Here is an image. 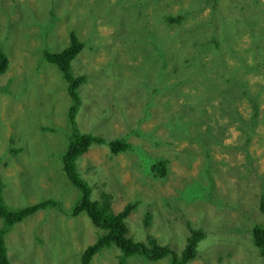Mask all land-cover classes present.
<instances>
[{"label": "rangeland", "instance_id": "1", "mask_svg": "<svg viewBox=\"0 0 264 264\" xmlns=\"http://www.w3.org/2000/svg\"><path fill=\"white\" fill-rule=\"evenodd\" d=\"M135 2L94 0L96 6L104 9L106 17H97V38L91 30L87 12L79 14L86 5L79 0L72 5H68L67 0H0V38L9 27L11 40L27 8L42 3L54 7L50 16L57 19L53 31L48 33L23 23L31 26L34 45L41 41L40 32H43L49 38L46 39L49 45L55 47L52 52L57 51L56 48L62 50L70 44L72 30H76L85 42L84 50L72 63L73 74L87 78L79 89L84 102L76 123L81 133L91 132L106 138L126 134L136 127V119L149 105L148 94L140 84L144 79L141 69L144 64L141 65L140 60L143 53L136 49L137 40L132 41L122 32L125 25L129 26L127 18L132 15V9L128 15L121 10L129 9L127 6H134ZM152 2L160 9L150 7L151 14L143 13V28L139 35L152 34L156 50L161 47L167 55L166 69L179 70L184 79L192 76L184 93H172L165 99H170L171 112L183 111L186 119L196 120L198 110H203L199 113L198 125H192L190 130L194 133L211 123L209 143L205 147L197 137L188 146L186 142L191 137L186 125L177 130L159 125L165 121L166 112L161 110L165 108L164 103H157L153 116L145 119L140 128L168 141L164 146H156L150 135L145 141H140L135 134L129 135L133 147L116 158L107 146L94 144L79 159L78 170L90 183L93 200L102 197L99 185L106 193L113 194L108 201L115 213L123 211L128 204L133 205L134 211L127 218L128 236L141 243L147 255L129 256L126 264H264V256L253 244L251 231L253 224L264 223L258 199L264 188V180L258 178L264 175V89L261 91L256 86L258 82H264V0ZM181 9L190 12L184 22L169 26L164 20L158 21L164 17L163 12L179 20ZM8 34L7 29L4 38H8ZM112 34L119 36L118 39L111 38ZM108 36V43L114 42L120 47L117 48L119 53L103 42ZM122 36L127 39L121 40ZM134 37L138 38V35L134 34ZM214 37L221 43L220 47L213 41ZM24 45L22 48L27 50ZM255 47L260 56L255 54ZM234 55L244 61L235 59ZM9 58L7 71L0 74V178L3 183L12 185L13 197L5 194L9 211H14L13 205L17 203H22L19 206L33 205L49 199L60 205L37 210L26 219L30 222L26 224L24 236L18 234L14 238L21 225L16 226L7 240L9 256L13 264L24 261L30 264H82L83 252L97 241L103 229L85 212L73 215L71 211L82 192L76 186L75 189L72 187L62 168L64 146L70 142L68 134L71 133L66 117L72 103L67 82L60 79L62 74L56 67L47 62L41 64L29 51L16 54L10 50ZM202 60L215 64H224L226 60L230 67L243 62L261 65L259 72L248 74L243 69L242 73L251 91L259 93L255 96L259 100L257 125L249 133V124L241 123L235 112L244 120H250L255 111L250 99L255 97L245 98L239 94L234 102L227 104L233 110L222 111L219 98L202 100L201 107H197L200 98L194 97L192 92L199 93L198 88L206 87L201 81L209 71ZM37 65L40 73L36 70ZM160 66L156 59L148 68L146 84L150 93L154 91L153 79L156 78L158 82L161 78L162 84H159L166 87L164 92L169 91L168 71ZM29 71L33 74L29 80L20 76ZM150 72L153 74H148ZM157 73L167 77H157ZM211 77L214 78L209 75L208 85ZM116 102H127L130 106L111 122L98 121L102 113L94 114L95 109L103 110L111 105L113 108ZM189 102L192 108H184ZM214 109L216 115L212 114ZM141 149H146V154L155 161H167L165 175L151 169L150 159ZM161 150L163 152L159 154ZM9 151L15 159V175L10 161L6 160L11 156ZM208 161L213 163L209 169L205 166ZM21 170L22 175H16ZM196 182L205 186V196L190 199L187 190ZM212 183L218 198L207 199ZM241 197L243 204L238 203ZM252 199H256L254 203ZM169 202L174 204L173 208ZM195 231L204 235L195 239L197 242L191 247L193 257H190L188 239ZM49 255L52 257L48 260ZM122 255L121 249L112 245L96 254L91 264H119Z\"/></svg>", "mask_w": 264, "mask_h": 264}, {"label": "trees", "instance_id": "2", "mask_svg": "<svg viewBox=\"0 0 264 264\" xmlns=\"http://www.w3.org/2000/svg\"><path fill=\"white\" fill-rule=\"evenodd\" d=\"M154 1H161V0H154ZM166 3L169 2V0H165ZM122 4V2H120ZM168 5H172L169 3ZM129 9H123L122 12L128 13L130 12V9H132V15L128 16V24L129 26L125 25V27L122 29L123 35H127L130 37L132 41L137 40L136 49L139 51H142L143 55L141 60V65L143 62V67H141L143 71V81H140V84L142 85V89L146 91L148 94L147 103L149 104L148 107L144 108L142 110V116H139L136 121V127L130 128L129 131L126 134L118 135L115 138H106L101 135H96L93 133H81L79 128L77 127L76 123V117L77 114L81 110V106L83 105L84 100L81 98V95L79 93L80 87L87 81V78L84 75L75 76L73 74L72 69V63L75 60V58L78 56V54L84 49L85 44L82 42L79 37L76 36L75 33H72L71 35V43L69 46L64 47V49L61 50L56 48L57 51L52 52L51 50L55 47L53 45H49L46 39H49L46 34L43 32H40V35H42L41 41L34 45L32 43L33 39L35 38V35L31 32L30 27L31 26H25L23 24H19L17 33L13 35L12 39L10 40L11 36V29L9 27H6L4 30V35L0 38V74H3L7 71L9 67V54L10 50L14 51L16 54L23 51H29L37 56L36 60H39L41 64L44 62H47L54 67H56L59 72L62 74L60 75V79L65 83L67 82V89L69 91L70 97L72 98V103L69 108L68 113V124L71 129V133L68 134L69 140H70V146L68 149V152L65 156H62V163L64 170L66 171V176L70 178L73 185L79 188L81 190V198L77 201V203L72 205V213L73 215H78L79 213L85 212L88 217L92 220V222L102 228L105 232H103L102 235L98 237V240L93 243L92 245H89L85 251L82 254V264H91V260L96 254H100L101 251L104 248L110 247L112 245L117 246L121 249L124 255H122V259L119 264H126V259L129 258V256L136 255V254H142L144 257H146V253L142 252V244L141 243H135L131 239H129L126 234L128 232V227L125 221H127V218L131 213L134 211L131 205H127L125 209L119 213H113L109 212L107 209H105L106 205H110L108 199H110L113 194L110 193L108 195H105L106 192L104 188L100 187L97 183V187L102 190L100 194L102 195L100 200H93L92 199V187L81 177V175L78 173L76 169V161L77 159L82 156L91 145L97 144V145H104L109 147V150L111 152H118L119 150H127L132 148V144L128 141L129 135H137L139 140H146V137L150 135L151 140L155 143L156 146H164L166 142L160 135L156 134H147L145 133L143 129L140 128L142 122L145 119H150L153 116V109L157 108V103H164L165 108L161 109L162 111H165L166 114L163 116L165 121H162L159 123V125H164L170 129H181L184 128L185 125L187 126L188 133L191 137V139L187 142L189 144H193L195 142V138L200 137L203 141L205 147L209 143L210 136L208 135V132L212 129L211 123H206L205 129H197L194 133L190 130V127L192 125H198V122L201 120V115L199 113L203 112V110H198V118L196 120L186 119L184 118L185 113L183 111L179 112H171L169 109L170 99H165L166 97H169L172 95V93H184L186 85L191 82L192 76H187L186 79H184L180 73L179 70H168L166 67L168 66L169 62L167 61L165 55V51L161 47H157V50L155 48L152 34H140L143 24H142V18L143 13H149L151 14V8L154 7L155 10L160 9V6L158 4L153 3L152 0H136L134 6L128 5ZM137 7V8H135ZM151 7V8H150ZM181 16L177 20L176 18H173L170 14L164 13V17H160L158 20L159 22L161 20H164L166 25L172 26L174 24H179L180 22H184V20L188 17L189 11L185 9H181ZM33 17V13L30 12L27 19H31ZM56 20H52L50 22L45 23L44 25L40 26L39 28L42 29V31H45L48 33L49 31H53L55 26ZM133 22V23H132ZM7 29L9 30L8 38H4L7 34ZM119 34V32H118ZM134 34L138 35V38L134 37ZM155 35V33H154ZM119 37V36H118ZM117 35L112 34L111 38L118 39ZM123 40V36L120 38ZM213 41L216 43L218 47H220L221 43L217 41V38H213ZM119 42V41H117ZM6 44V45H5ZM27 46V50H24L22 47ZM127 45H131L127 43ZM107 46L111 48V50L119 53L117 48H120L116 45V43H108ZM159 48V49H158ZM255 49V54L259 55L258 50ZM253 49V50H254ZM61 50V51H60ZM235 54L236 51H233ZM169 54L171 52L169 51ZM114 57H116L115 54H113ZM159 55V57H158ZM27 58V57H26ZM25 58V59H26ZM235 59H238L239 61H244V59L240 58L239 55H234ZM158 59L161 63V69H164L168 71V78L171 82L169 91L164 92L166 89L165 86H160L161 78L159 82L157 81V78L153 81V93H150L147 89L146 81L148 78L146 77L147 72H149L148 68L150 65ZM204 63L207 64L209 71H206L207 75L203 76V79L201 81V84H206V87L198 88L196 92H192V95L194 97L200 98L198 101L197 107L199 106L200 102L202 100L210 99L215 100L216 98H219L220 100V108L223 110H233L231 107H228V102H234L238 95L240 94L242 97L245 98H253L255 96H258L259 93H253L251 91V87L249 85V82L246 80V77L242 74L244 73L243 69L249 74L252 72H259L261 69V65L257 64L258 62H255L254 64H248V63H240L236 64L234 66H228L227 61L224 60V64H215V63H208V61L202 60ZM134 67V66H133ZM127 68V67H126ZM130 68V67H129ZM128 69V68H127ZM37 72L40 73V67L37 65L36 68ZM135 70V69H134ZM207 70V69H205ZM192 71V70H191ZM196 71V70H194ZM36 74V75H39ZM153 74V72H150L148 74ZM157 77L165 78L166 75H161L160 73ZM191 75V74H190ZM209 75L213 76L211 77L212 81L210 80L209 85L207 83ZM22 78H26L29 80L33 74L29 73L27 75H20ZM264 76V75H263ZM153 78V77H152ZM264 78V77H263ZM193 81H196L195 78H193ZM222 81H221V80ZM65 80V81H64ZM29 86V85H27ZM256 86L261 89V91L264 89V82H258ZM10 89V88H9ZM260 91V92H261ZM157 94V96H152ZM154 97V99H153ZM128 101L129 98H126ZM118 101V100H117ZM250 101L253 104V108L255 111L252 113V117L250 120H244L240 114L236 113V116L239 117V121L243 124H249V130L254 129L257 125V119L256 116L258 114L259 109V100L255 97L253 100L250 99ZM116 105L112 108L113 105H111L109 108L100 110L98 108L95 109L94 114L102 113L100 116V119L98 121H107L111 122L113 118H118L119 113L124 112L127 108V106H130L129 103L125 104H119V102L115 103ZM226 105V106H225ZM191 107L190 102L184 105V108ZM221 111V110H220ZM219 111V112H220ZM235 111V110H234ZM216 109L212 111L213 115L215 114ZM124 114V113H123ZM197 115H194V117ZM97 122V121H96ZM110 129H112V126L110 125ZM249 135V134H248ZM142 150V149H141ZM144 150V151H143ZM142 151L144 155L146 154V149H143ZM163 152L160 151L159 154ZM146 158L150 159L148 161V164H151V169L160 171L162 174H166L167 172V161L166 160H157L151 159L150 155H147ZM146 162V160H145ZM205 166L209 169L213 166V163L211 161H208L205 163ZM207 169V170H208ZM259 179L264 180V175L258 176ZM3 182L0 179V219L2 220V226L0 227V264H13L12 259L8 256V250H6L5 246V236L7 232L13 231L14 225L16 223H20L24 221L28 216L34 214L37 210L45 209V208H51L50 205H53L54 207H57L59 205L58 202H55L52 199L44 200L42 202L33 204V205H23L21 208L14 209V211H9V208L6 207L3 203V195H2V189H3ZM191 189H197L191 190ZM211 193L209 196H207V199H216L218 198L216 194V190H214L213 183L210 187ZM205 186L199 182L194 183L188 190H187V196L190 199L199 198L202 196H205L204 194ZM264 191V188H262L260 193V196H258L259 201V211L261 214L264 215V193L261 194ZM243 197L240 198L239 204H243ZM256 199H252L251 202L254 203ZM171 205V203L169 202ZM222 204V202H220ZM60 206V205H59ZM172 208L174 206L171 205ZM153 208V207H152ZM76 211V212H75ZM252 234H253V244L259 249V252L262 256H264V223H257L253 224L251 228ZM204 234H202L200 231H195L193 235L189 237L188 243L189 245V251H187L188 255L190 257H193V252L191 250L192 244L194 242H197L195 239H200ZM194 251V250H193Z\"/></svg>", "mask_w": 264, "mask_h": 264}, {"label": "clouds", "instance_id": "3", "mask_svg": "<svg viewBox=\"0 0 264 264\" xmlns=\"http://www.w3.org/2000/svg\"><path fill=\"white\" fill-rule=\"evenodd\" d=\"M77 1V0H76ZM75 1L74 0H67V4L68 5H72L73 3H74ZM79 2L80 3H82V2H84L86 5L85 6H83L82 8H81V10L79 11V14H80V12H83V11H86L87 12V15H89V18H88V20L89 21H91V23L92 24H95L96 26H98V21H97V17H99L100 15H102L103 17H105V12H104V9L103 8H101V7H98V6H96V4L94 3V0H79ZM40 4V6L37 8V9H34L33 7L31 8V7H28L27 8V13L23 16V18H22V20H21V24H23V23H25V24H29V25H31V26H35V27H40V26H42V25H44L45 23H47V22H50V21H52V20H56L57 19V17H55V16H50V11L52 10V9H54V7L53 6H51V5H44V4H42V3H39ZM88 5H93V6H95L96 8H97V11H96V13L95 14H92L90 11H89V6ZM49 6V7H48ZM45 8H48V17H46L45 16V14H44V9ZM30 12H32L33 13V17L31 18V19H27V17H28V15H29V13ZM73 13H75V12H73ZM77 16V15H76ZM106 18V17H105ZM41 20L42 21H44V22H41ZM81 22V21H80ZM93 32V34L97 37V38H99V31H98V29H97V31H92ZM44 33H45V31H44ZM72 33H75L76 34V36L77 37H79V35H78V33L76 32V30H72V32H71V35H72ZM79 39L82 41V42H84L80 37H79ZM125 39H127V37H125L123 40H125ZM108 40H109V36L107 37V38H105V39H103V42L107 45L108 44ZM70 43H71V41H70ZM84 44H85V42H84ZM70 45V44H69ZM68 45V46H69ZM85 46H86V44H85ZM85 48V47H84ZM84 50V49H83ZM82 50V51H83ZM82 51L80 52V53H82ZM79 53V54H80ZM78 54V55H79ZM74 62V61H73ZM66 89H67V83H66ZM66 116V115H65ZM67 118H68V116H66ZM142 125V124H141ZM68 126H69V124H68ZM70 128V127H69ZM143 130H145V129H143ZM171 130H174V129H171ZM145 133H147L146 131H144ZM58 133V132H57ZM128 141L130 142V143H133V141H131L130 139H128ZM70 144V142H68V143H66L65 144V149H64V154H63V156H65L66 155V153L68 152V149H69V145ZM186 145H188L189 146V143H187L186 142ZM14 146V145H13ZM10 152V154H11V156L9 157H6V160L7 161H10V165L12 166V168L14 169V175H15V167L13 166V163H14V161H15V159L12 157L13 156V153L11 152V151H9ZM87 152V151H86ZM85 152V153H86ZM84 153V154H85ZM83 154V155H84ZM82 156H80L78 159H77V161H76V169H77V171H78V173L81 175V177L86 181V179L82 176V174H81V172L78 170V162H79V159L81 158ZM8 163L9 162H7V163H5V166H7L8 165ZM168 167V166H167ZM64 169V168H63ZM22 172H23V170H21V172H18V173H16V175H18V174H21L22 175ZM64 172L66 173V171L64 170ZM13 177V176H12ZM12 177H11V181H12ZM69 179V181L71 182V184H72V187L75 189V187H74V185H73V183H72V181L70 180V178L68 177V176H66V179ZM1 179V178H0ZM2 181V180H1ZM68 181V180H67ZM3 182V181H2ZM89 185H90V183L88 182V181H86ZM13 183V182H12ZM91 186V185H90ZM96 191V190H95ZM92 192H94L93 191V189H92ZM97 192V191H96ZM5 194H9V196L10 197H13V189H12V185H10V184H3V189H2V195H3V199L4 200H2L3 201V203H4V205L6 206V207H10L8 204H7V202H6V199H5ZM105 195H108L107 193L105 194ZM20 204H22V203H17V204H15V205H13V209H17V208H21V206H19ZM48 209H52V208H48ZM105 209H107L110 213L111 212H113L114 214H115V212H114V209H112L109 205H106V207H105ZM54 210V209H53ZM32 215H34V214H32ZM32 215H30V216H28L26 219H29ZM24 220V221H22V222H18V223H16L13 227L15 228L16 226H18V225H21L19 228H18V230L15 232L16 234H15V236H14V238L18 235V234H20L21 236H24L25 235V233L27 232V229H26V224L28 223V222H30V220ZM130 219H131V217H130ZM1 220V219H0ZM128 220V219H127ZM2 221V220H1ZM126 224H127V221H126ZM128 227V226H127ZM103 232H105L104 230H102ZM14 231H8L7 232V234H6V236H5V246H6V250H8V245H7V240H8V238H10L11 237V234L13 233ZM103 234V233H102ZM102 234H100V235H102ZM126 236L129 238V239H131L133 242H134V240H133V238L132 237H129L128 236V232H127V234H126ZM98 240V239H97ZM135 243H139V242H135ZM14 250H15V247H12ZM104 250V249H103ZM102 250V251H103ZM101 251V252H102ZM142 252H143V250H142ZM136 255H139V254H136ZM8 256H9V251H8ZM10 257V256H9ZM21 264H30V263H26L25 261L24 262H22Z\"/></svg>", "mask_w": 264, "mask_h": 264}, {"label": "water", "instance_id": "4", "mask_svg": "<svg viewBox=\"0 0 264 264\" xmlns=\"http://www.w3.org/2000/svg\"><path fill=\"white\" fill-rule=\"evenodd\" d=\"M74 1H76V0H74ZM40 6V4H38V5H35V8L34 9H37L38 7ZM89 6V11L92 13V14H95L96 13V11H97V8L95 7V6H93V5H88ZM49 7V6H48ZM32 8V7H31ZM44 14H45V16L46 17H48V8H45L44 9ZM93 29L95 30V31H97V29H98V27L95 25V24H92L91 25V30L93 31ZM108 149H109V147H108ZM48 255V254H47ZM52 256H47V259L49 260L50 258H51Z\"/></svg>", "mask_w": 264, "mask_h": 264}, {"label": "flooded vegetation", "instance_id": "5", "mask_svg": "<svg viewBox=\"0 0 264 264\" xmlns=\"http://www.w3.org/2000/svg\"><path fill=\"white\" fill-rule=\"evenodd\" d=\"M122 152H124V150L123 151H121V150H119L118 152H112V154L117 158V157H119L120 158V156H118L119 154H122Z\"/></svg>", "mask_w": 264, "mask_h": 264}, {"label": "bare ground", "instance_id": "6", "mask_svg": "<svg viewBox=\"0 0 264 264\" xmlns=\"http://www.w3.org/2000/svg\"><path fill=\"white\" fill-rule=\"evenodd\" d=\"M72 211V210H71ZM76 212V211H75ZM80 214V213H79Z\"/></svg>", "mask_w": 264, "mask_h": 264}]
</instances>
